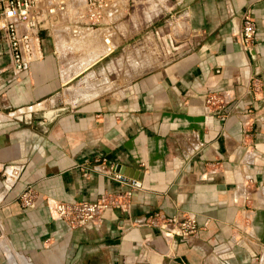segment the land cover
Wrapping results in <instances>:
<instances>
[{"label": "crops", "instance_id": "1", "mask_svg": "<svg viewBox=\"0 0 264 264\" xmlns=\"http://www.w3.org/2000/svg\"><path fill=\"white\" fill-rule=\"evenodd\" d=\"M82 32L44 26L42 57L17 75L0 32V264H264V0H122ZM119 48L123 83L109 79ZM104 195L126 205L86 227L53 210ZM154 212L193 213L198 231L136 222Z\"/></svg>", "mask_w": 264, "mask_h": 264}, {"label": "built area", "instance_id": "2", "mask_svg": "<svg viewBox=\"0 0 264 264\" xmlns=\"http://www.w3.org/2000/svg\"><path fill=\"white\" fill-rule=\"evenodd\" d=\"M121 0H0V32L3 33L11 57V69L17 75L29 68V65L42 57L41 29L54 27L57 23H67L72 34L77 37L83 29L93 30L104 22L113 8ZM257 21L248 8L242 15L241 43L245 49L251 47L257 38ZM107 42L110 39L106 38ZM207 103L219 104L222 101L215 94L207 96ZM4 169L7 178L18 175L15 165ZM110 177L140 187L141 182L131 179L111 166ZM20 202L26 209L35 208L39 194L32 185H27L20 193ZM110 195L95 200L55 201L53 210L56 216L72 228L86 227L99 221L102 212L112 206H125ZM136 222L158 226L168 235L183 238L197 233V218L193 213L183 217L165 216L154 212L138 218Z\"/></svg>", "mask_w": 264, "mask_h": 264}, {"label": "rangeland", "instance_id": "3", "mask_svg": "<svg viewBox=\"0 0 264 264\" xmlns=\"http://www.w3.org/2000/svg\"><path fill=\"white\" fill-rule=\"evenodd\" d=\"M122 50L119 48L116 50L115 54V62H113V65H115L116 70L109 74V79L115 81V83H123L127 78H129L127 75L124 74L125 68H126V63L124 60L120 59V52ZM107 59L103 61V63L98 64V66L106 65L107 64ZM97 66V65H96ZM135 75L134 71H131V77Z\"/></svg>", "mask_w": 264, "mask_h": 264}, {"label": "water", "instance_id": "4", "mask_svg": "<svg viewBox=\"0 0 264 264\" xmlns=\"http://www.w3.org/2000/svg\"><path fill=\"white\" fill-rule=\"evenodd\" d=\"M52 111L51 112H47V118H50L51 115H52ZM18 119H23V116L22 115H19L18 116ZM119 170H120V166L117 167ZM169 264H187L186 262L183 261V259L181 257H174V258H170L169 261H168Z\"/></svg>", "mask_w": 264, "mask_h": 264}, {"label": "bare ground", "instance_id": "5", "mask_svg": "<svg viewBox=\"0 0 264 264\" xmlns=\"http://www.w3.org/2000/svg\"><path fill=\"white\" fill-rule=\"evenodd\" d=\"M121 1H122V0H121ZM82 33H83V32H82ZM84 34H85V33H84ZM85 35H86V34H85ZM85 35H84V38H85ZM88 35H89V34H88ZM91 35H92V34H91ZM91 35H90V36H91ZM86 39H88V38H86ZM92 40H93V39H92Z\"/></svg>", "mask_w": 264, "mask_h": 264}]
</instances>
